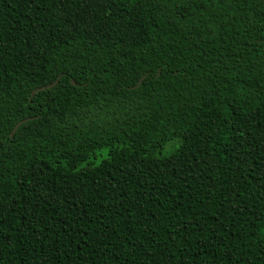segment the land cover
<instances>
[{
  "label": "trees",
  "instance_id": "trees-1",
  "mask_svg": "<svg viewBox=\"0 0 264 264\" xmlns=\"http://www.w3.org/2000/svg\"><path fill=\"white\" fill-rule=\"evenodd\" d=\"M0 264H264V0H0Z\"/></svg>",
  "mask_w": 264,
  "mask_h": 264
},
{
  "label": "water",
  "instance_id": "water-1",
  "mask_svg": "<svg viewBox=\"0 0 264 264\" xmlns=\"http://www.w3.org/2000/svg\"><path fill=\"white\" fill-rule=\"evenodd\" d=\"M145 75H146V74H144V75L139 79L137 85H139V84L141 83V81H142V79L144 78ZM58 80H59V78H57L54 82L48 84L47 86H41V87H37V88H35V89L31 92V94H34L37 90H40V89H44V88H46V87H51V86H53L54 84H56V83L58 82ZM71 82L74 83L73 80H72ZM30 118H31V117H25V118L19 120V121L14 125L12 131L10 132V136L13 135V133H14V132L16 131V129L18 128V126H19L23 121H27V120L30 119Z\"/></svg>",
  "mask_w": 264,
  "mask_h": 264
},
{
  "label": "rangeland",
  "instance_id": "rangeland-1",
  "mask_svg": "<svg viewBox=\"0 0 264 264\" xmlns=\"http://www.w3.org/2000/svg\"><path fill=\"white\" fill-rule=\"evenodd\" d=\"M171 149V146H166V148L164 149V153H169Z\"/></svg>",
  "mask_w": 264,
  "mask_h": 264
}]
</instances>
